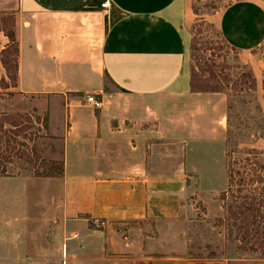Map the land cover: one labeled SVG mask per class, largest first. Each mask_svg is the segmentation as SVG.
I'll use <instances>...</instances> for the list:
<instances>
[{"label": "crops", "instance_id": "crops-1", "mask_svg": "<svg viewBox=\"0 0 264 264\" xmlns=\"http://www.w3.org/2000/svg\"><path fill=\"white\" fill-rule=\"evenodd\" d=\"M13 9L14 89L22 95L65 101L99 94L104 80L129 98L199 95L189 89L190 0H15ZM229 9L233 35L254 39L244 51L257 89L264 61L253 51L264 41V0H238L218 15L222 39L238 51L221 25ZM6 44L0 32V51ZM60 108V176H0V264H226L172 255L160 236L137 242L125 234L166 233L178 221L183 169L159 164L146 137L112 123L111 107ZM89 219L105 227L91 228Z\"/></svg>", "mask_w": 264, "mask_h": 264}, {"label": "rangeland", "instance_id": "rangeland-1", "mask_svg": "<svg viewBox=\"0 0 264 264\" xmlns=\"http://www.w3.org/2000/svg\"><path fill=\"white\" fill-rule=\"evenodd\" d=\"M235 1L238 0H190L193 15L189 28L193 46L190 63L195 71L194 84L200 90L208 83H217L220 93L129 98L104 80L99 94L70 93L63 101L54 95L16 92L0 64V79L3 78L0 80V172L7 176L59 177V134L63 128L60 104L87 105L85 98L93 96L101 102L100 108L111 107L107 114L114 119L113 124L120 119L124 127L133 129L132 136L146 137L148 146L155 148L159 164L163 163L166 170L183 169L185 175L180 218L166 226V233L125 234L137 242L150 237L156 242L160 236L164 249L172 255L183 250L185 257L217 258L226 264H264L262 253L246 250L230 237L218 200L226 185L230 157L239 160L244 151L264 152V67L260 71L259 87L250 90L249 54L244 51L254 39L233 35L229 29V9L222 14L221 25L239 52L230 50L216 22L220 12ZM14 3L15 0H0V28L13 32ZM253 54L264 61L261 58L264 41ZM6 56L9 61L15 58L14 54ZM210 72L215 80H209ZM44 116L47 125L42 129ZM254 156L250 159L262 164L263 155ZM42 174L48 177H40ZM87 222L91 228L105 227L102 221Z\"/></svg>", "mask_w": 264, "mask_h": 264}, {"label": "trees", "instance_id": "trees-1", "mask_svg": "<svg viewBox=\"0 0 264 264\" xmlns=\"http://www.w3.org/2000/svg\"><path fill=\"white\" fill-rule=\"evenodd\" d=\"M0 32L7 39V44L0 51V64L8 81L11 83V87H15L17 79V43L12 29L5 30L0 28ZM226 46L230 50H234L228 44ZM192 49L193 46L190 39L189 57L191 61ZM7 54H14L15 58L9 61ZM208 76L210 81L215 80L213 72H210ZM0 80H3V78ZM194 80L195 71L191 65L189 72V89L191 93L222 92L217 83H208L204 85L203 89L198 90L195 87ZM248 80V88L250 90L254 89V79L251 72L248 74ZM46 125L47 118L44 116L41 119V128L45 129ZM241 154L242 157L239 160L230 157V164L229 162L227 163L226 169V185L224 190L218 195V200L222 203V214L226 220V225L230 229V237L242 244L246 250L259 251L264 255V174L261 175V172H264V152L244 151ZM259 154L263 155L262 164L250 159L251 155L256 157ZM61 168L62 164L60 163L59 175L61 174ZM3 175V172H0V176ZM39 176L48 177L47 174ZM134 264L145 263L136 261Z\"/></svg>", "mask_w": 264, "mask_h": 264}, {"label": "built area", "instance_id": "built-area-1", "mask_svg": "<svg viewBox=\"0 0 264 264\" xmlns=\"http://www.w3.org/2000/svg\"><path fill=\"white\" fill-rule=\"evenodd\" d=\"M100 7H101V8H105V7H106V3H102V4L100 5ZM85 102H86V104H87L89 107H91V108H93V109H98V108L100 107V104H101V102L98 101L97 99H95L93 96H87V97L85 98ZM94 221H96V220H94Z\"/></svg>", "mask_w": 264, "mask_h": 264}, {"label": "water", "instance_id": "water-1", "mask_svg": "<svg viewBox=\"0 0 264 264\" xmlns=\"http://www.w3.org/2000/svg\"><path fill=\"white\" fill-rule=\"evenodd\" d=\"M263 57H264V55H263Z\"/></svg>", "mask_w": 264, "mask_h": 264}]
</instances>
